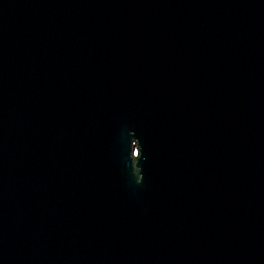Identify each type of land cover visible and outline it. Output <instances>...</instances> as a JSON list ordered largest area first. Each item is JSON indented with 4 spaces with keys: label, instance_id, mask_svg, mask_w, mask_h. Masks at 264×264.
<instances>
[{
    "label": "water",
    "instance_id": "1",
    "mask_svg": "<svg viewBox=\"0 0 264 264\" xmlns=\"http://www.w3.org/2000/svg\"><path fill=\"white\" fill-rule=\"evenodd\" d=\"M0 264H264V0H0Z\"/></svg>",
    "mask_w": 264,
    "mask_h": 264
}]
</instances>
